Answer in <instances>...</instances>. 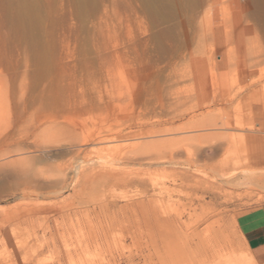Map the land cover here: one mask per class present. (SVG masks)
I'll return each instance as SVG.
<instances>
[{
	"label": "rangeland",
	"instance_id": "1",
	"mask_svg": "<svg viewBox=\"0 0 264 264\" xmlns=\"http://www.w3.org/2000/svg\"><path fill=\"white\" fill-rule=\"evenodd\" d=\"M28 1L0 0V151L28 147L0 264H264L236 222L264 205V0ZM111 146L142 159L106 178Z\"/></svg>",
	"mask_w": 264,
	"mask_h": 264
},
{
	"label": "bare ground",
	"instance_id": "2",
	"mask_svg": "<svg viewBox=\"0 0 264 264\" xmlns=\"http://www.w3.org/2000/svg\"><path fill=\"white\" fill-rule=\"evenodd\" d=\"M23 1V0H22ZM28 1V0H27ZM29 2V1H28ZM21 3V2H20ZM24 3H25V0H24ZM21 5V4H20ZM24 5V4H23ZM22 5V6H23ZM25 6H26V4H25ZM24 7V6H23ZM23 13V12H22ZM260 118H259V116L257 115V117H256V119L255 120H257V121H260L259 120ZM263 124V123H262ZM254 125V124H253ZM257 125V124H256ZM256 125H255V127H256ZM264 125V124H263ZM258 127V126H257ZM256 127V128H257ZM264 127V126H263ZM251 128H252V125H251ZM250 128V129H251ZM242 129V128H241ZM249 129V128H248ZM258 129V128H257ZM256 129V130H257ZM254 130H255V128H254ZM259 130H261V127H260V129ZM262 130H263V128H262ZM258 131V130H257ZM256 131V132H257ZM104 133V132H103ZM98 134V133H97ZM100 134V133H99ZM93 136V135H92ZM98 136V135H97ZM116 136V135H115ZM89 137H91V136H89ZM108 137V136H107ZM119 137H120V135H119ZM86 138H88V137H86ZM109 138V137H108ZM108 138H106L108 141H109V139ZM118 137H116V139H117ZM263 138V137H262ZM260 139V138H259ZM90 140V139H89ZM91 140H92V138H91ZM105 140V139H104ZM258 140V139H257ZM262 141L264 140V138L263 139H261ZM86 141H87V139H86ZM106 141V140H105ZM19 144V143H18ZM25 144V143H24ZM20 145V146H15V148H13V149H3L2 150V152L0 153V155H6V154H9V153H12L13 151H24V150H26L28 147H27V145L25 146V145ZM126 144V143H125ZM124 145V144H123ZM125 146V145H124ZM128 147V146H127ZM77 149V151H78V148H76ZM109 149H111V152H112V154H111V156H110V158H104V157H102V156H95V160H96V162H97V164H98V167H99V172L101 171V172H103V175H105V177L106 178H109V173H110V169H109V167L107 166V165H105V164H109L110 162H113L114 163V161L113 160H116L117 161V163H118V160L121 162V165H122V162L123 161H138V160H141L142 159V156H141V153H140V151H137V150H130V151H128V149H127V151H125V150H122V148H120V146H111V147H109ZM75 151V150H74ZM74 151H72L73 152V155H75V154H80V150L77 152V153H75ZM44 154H45V152H43ZM82 154V153H81ZM72 155V154H71ZM80 156V155H79ZM77 157L76 156V158H72V156H71V161L72 162H68L67 163V165H66V167L63 169V170H60V172H61V174H63L64 173V171L66 170V169H69L70 168V170H71V173H72V176H71V181H72V179L75 177V176H77L78 174L80 175V174H82V173H84L85 172V169H84V165L82 164V163H84V162H86L83 158H81V157ZM154 158V157H153ZM158 158V157H157ZM156 157H155V159H157ZM101 163V164H100ZM100 164V165H99ZM112 164V163H111ZM92 165V164H91ZM115 165V167H116V164H114ZM114 165H113V167H114ZM118 165V164H117ZM120 165V164H119ZM93 169L95 168V167H92ZM116 169V168H115ZM114 170V169H113ZM256 171L257 170H244V172H245V174H244V176H242L241 178L239 177L238 179H236V178H232V179H230V180H232V181H234L235 179H236V183L237 184H244V183H246V179L249 177V175H251V174H254V173H256ZM259 171V170H258ZM113 172V171H112ZM115 173H116V171H114ZM258 173H264V168H263V170L261 171H259ZM66 174L67 173H65V175L63 174V176L65 177L66 176ZM102 174V173H101ZM126 174V173H125ZM134 174V173H133ZM69 175V174H68ZM117 175V174H116ZM116 175H115V179L116 180H120V179H118L117 177H119L118 175H117V177H116ZM128 176V175H127ZM63 177V178H64ZM135 177V176H134ZM60 178H61V176H60ZM101 178L103 179L104 177H102V175H101ZM130 179L132 178V176L131 177H129ZM138 178V177H137ZM68 179H69V176H68ZM67 179V180H68ZM114 179V180H115ZM239 179H242V181H240ZM66 179H63V184L61 185L62 187H60L61 189V191H62V188H66V187H68V186H70V185H72L73 183L72 182H70L69 180V183L68 182H66L65 181ZM116 180H115V182H116ZM239 180V181H238ZM59 181V180H58ZM61 181H62V178H61ZM111 181V180H110ZM120 181H122V180H120ZM195 181V180H194ZM193 181V182H194ZM197 181H198V179H197ZM196 181V183H198L203 189H213L215 186L212 184V183H207L205 180H203V181H200V182H197ZM227 181H229V180H227ZM127 182V181H126ZM153 182V181H152ZM210 182V181H209ZM235 182V181H234ZM59 183V182H58ZM57 183V184H58ZM122 183V182H121ZM157 183V182H156ZM156 183H154V184H156ZM195 183V182H194ZM159 184H162V183H159ZM193 184V183H192ZM199 185H197V187L199 186ZM195 186V185H194ZM158 187H159V185H158ZM201 187H199V188H201ZM59 188V187H58ZM161 188V187H160ZM169 189V188H168ZM202 189V190H203ZM165 190V189H164ZM204 192V191H203ZM59 193V192H58ZM57 193V194H58ZM59 195V194H58ZM184 222V221H183ZM253 261V260H252ZM255 262V261H254ZM130 263V262H129Z\"/></svg>",
	"mask_w": 264,
	"mask_h": 264
},
{
	"label": "crops",
	"instance_id": "3",
	"mask_svg": "<svg viewBox=\"0 0 264 264\" xmlns=\"http://www.w3.org/2000/svg\"><path fill=\"white\" fill-rule=\"evenodd\" d=\"M236 222L250 251L264 263V205L242 212Z\"/></svg>",
	"mask_w": 264,
	"mask_h": 264
}]
</instances>
